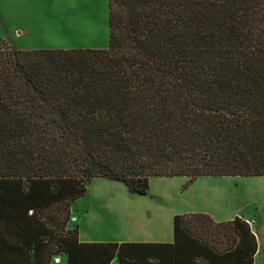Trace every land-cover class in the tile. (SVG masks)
I'll list each match as a JSON object with an SVG mask.
<instances>
[{"label": "trees", "instance_id": "trees-1", "mask_svg": "<svg viewBox=\"0 0 264 264\" xmlns=\"http://www.w3.org/2000/svg\"><path fill=\"white\" fill-rule=\"evenodd\" d=\"M106 49L0 46V264H253L240 217L81 243L85 181L264 177V0H108Z\"/></svg>", "mask_w": 264, "mask_h": 264}, {"label": "rangeland", "instance_id": "rangeland-1", "mask_svg": "<svg viewBox=\"0 0 264 264\" xmlns=\"http://www.w3.org/2000/svg\"><path fill=\"white\" fill-rule=\"evenodd\" d=\"M108 15V0H0V46L106 49ZM85 188L70 218L82 238L129 241L141 231L142 214L167 220L170 229L173 215L204 213L217 222L240 217L253 228L261 248L254 264H264V177H154L145 196L102 178L86 180Z\"/></svg>", "mask_w": 264, "mask_h": 264}, {"label": "crops", "instance_id": "crops-1", "mask_svg": "<svg viewBox=\"0 0 264 264\" xmlns=\"http://www.w3.org/2000/svg\"><path fill=\"white\" fill-rule=\"evenodd\" d=\"M160 207V206H158ZM161 208H158L156 211L159 212ZM175 215H173L174 217ZM136 217V216H135ZM173 217L171 222V229L170 224L167 223V220H165V223L160 219V222L158 220H155L156 215L152 214L151 216H146V214H142L141 221H139V227H141V231L137 232V234L132 235L129 239V241H119V242H110V241H104V240H98L93 239L90 237H84L82 238L79 233V226L78 228V240L81 243H171L173 241ZM133 218V215H132ZM71 220V219H70ZM133 224L137 225V221L135 219H132ZM251 227V226H250ZM67 229H73L71 221L67 224ZM252 232L254 233L253 228L251 227ZM255 234V233H254ZM256 236V235H255ZM257 239V238H256ZM258 247L257 252L254 256V261L256 256L260 253L261 248L259 247V242L257 241ZM67 258L65 255H59L53 259L51 264H66ZM110 264H118L117 259H114L111 261ZM254 264V263H253Z\"/></svg>", "mask_w": 264, "mask_h": 264}]
</instances>
